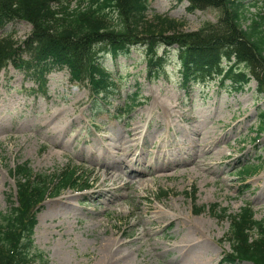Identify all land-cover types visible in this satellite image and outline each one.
I'll return each instance as SVG.
<instances>
[{
	"label": "rangeland",
	"instance_id": "374dc122",
	"mask_svg": "<svg viewBox=\"0 0 264 264\" xmlns=\"http://www.w3.org/2000/svg\"><path fill=\"white\" fill-rule=\"evenodd\" d=\"M244 4L249 20L264 16V0H244ZM149 5L150 21L156 16L177 20L184 23V33L197 32L208 22L220 25L223 15L220 7L190 10L188 0H150ZM32 27L15 21L0 35L12 34L22 42ZM157 49L158 57L166 59L162 72L152 77L144 46L134 47L130 56L116 62L109 55L103 57L115 86L111 98L98 101L97 107L89 88L75 86L68 69L49 74L46 97L39 96V88L14 66L1 72L0 212L7 213L15 201V179L10 172L16 165L28 163L35 173L47 175L78 168L92 187L84 192L64 190L44 202L33 236L44 260L36 264H99L101 245L111 238L118 239L113 249H118L115 259L122 264H220L232 251L227 241L231 222L223 210L228 216L250 206L257 220H264V171L248 180L241 175L246 167H257L264 160V94L257 81L239 91L215 77L195 85L188 94L181 89L177 46ZM136 127L137 136L153 135L154 146L168 153L164 157L168 161L179 152L176 144L181 146L184 137L185 142H193L190 155L197 160L195 165H190V171L163 169L159 162L151 169L143 167L152 172L144 179L146 189L138 188L139 181L128 185V191L115 192L110 180L102 185L104 169L94 171L97 166H110L121 174L122 182L116 186L135 180L121 171V165H112L105 147L112 144L108 139L125 138ZM206 139L211 142L212 168L218 177L201 166L210 158L207 150H201ZM108 189L116 203L103 194ZM67 197L74 208L52 217L49 207ZM155 218L159 222H149ZM195 221L204 223L201 241L183 250L178 241ZM144 229L149 238L141 237ZM174 244L179 248H173ZM197 255L205 256L206 262H200Z\"/></svg>",
	"mask_w": 264,
	"mask_h": 264
},
{
	"label": "trees",
	"instance_id": "16d2710c",
	"mask_svg": "<svg viewBox=\"0 0 264 264\" xmlns=\"http://www.w3.org/2000/svg\"><path fill=\"white\" fill-rule=\"evenodd\" d=\"M149 1L0 0V30L15 21L33 26L31 35L22 42L12 34L0 35V74L14 66L44 88L49 73L68 69L72 82L87 85L95 102L108 101L115 84L102 62L105 54L116 59L144 46L152 77L162 72L166 59L158 57L157 48L177 46L182 89L189 91L217 77L239 91L256 80L264 94V16L249 20L244 0H188L190 10L220 7L223 15L220 25L208 22L197 32L184 33V23L177 20L156 16L150 21ZM261 161L257 167L245 168L241 175L248 180L264 171ZM77 172L72 168L50 176L36 174L26 164L11 170L17 187L12 198L16 201L7 213L0 212V264L43 262L44 253L37 251L33 242L37 215L48 198L88 186H82L83 177ZM240 210L228 216L223 210L231 222L227 241L232 251L220 264H264V220H257L250 206Z\"/></svg>",
	"mask_w": 264,
	"mask_h": 264
},
{
	"label": "bare ground",
	"instance_id": "6f19581e",
	"mask_svg": "<svg viewBox=\"0 0 264 264\" xmlns=\"http://www.w3.org/2000/svg\"><path fill=\"white\" fill-rule=\"evenodd\" d=\"M131 133L132 134H129L125 138L121 135H118L117 138L108 139L109 142H111L112 140V144H109L110 148L105 147V149L107 150L106 153L109 155L112 165H115V164L121 165V171L122 172L126 171L128 176L130 178H134L135 180L127 182L125 184H120L119 186H116V184L122 182L121 174H118L117 172L116 173L113 172L110 166L108 167L105 166V168L103 166L101 167L97 166L94 169V171H97V169L98 171L99 170L101 171L102 169H104L105 179L102 182V185H106L105 184L106 180H110V187L111 189L115 190V192L121 191V190L128 191L130 190V186L136 185L138 181H139L138 188L146 189L148 187V182H144V179H147L152 172L148 173L144 171L142 168L143 167H147V168L150 167V169L154 168L153 165L154 163L156 165V162H159L160 167L163 169L174 168L177 170H182L183 168L185 170L190 171L189 169L191 168L190 165H192L193 163H196L197 161L195 158L191 157L190 155V150L193 147V142H189V141L185 142L184 141L185 137L181 141V146L179 144H176V146L179 147L178 148L179 152H177L176 155L175 154L172 155L173 160L170 159V161H168L166 158H164L168 155V153L161 146L157 148L154 146L155 141L151 138V136L153 135L137 136L140 134L139 127L132 129ZM147 146H148V149L146 148ZM211 148L212 146H211V142L209 139H206L201 143V150L202 151L207 150L205 154L208 157H210ZM150 153H156L157 157L149 158L148 156L150 155ZM218 154H221V153H218ZM213 158L215 157H210L209 160L207 162H204L201 166H203L207 172H211L213 176L216 175V177H218L216 169L213 170L212 168ZM154 170L156 173L159 172L156 169ZM111 189H108L106 192L104 191L103 194H105V196L107 195L108 197H111L112 200H110V203L113 204V203H116V201L113 200L114 194L111 193ZM70 198L71 197H67V198L60 200V202L58 203L61 206L54 203V207H49L51 216L55 217V216H63V214L66 215L69 209L74 208L69 203ZM79 200L80 199H76V202ZM159 220H160L159 218L158 219L155 218V219H151V221L149 222L150 223L153 221L159 222ZM176 220L179 223L181 222L180 217L176 218ZM189 224L190 226L188 225L189 227L185 228L186 232L184 233V236H182L178 241L180 245L178 246L183 250L188 249V248L191 249L192 247H194L193 245H195L196 242L201 241L200 239L202 238V235H203L202 233L204 230V223L195 221ZM141 237L149 238L150 235L144 229L141 234ZM117 243H119L118 239H112V238L105 240L102 243L101 250H103V258L99 260L100 261L99 264H122L121 261H119L118 259H115V257H117L116 254H117L118 249L114 251L113 248L117 245ZM121 245H124V244L121 243ZM178 246L174 244L173 248H179ZM197 257H199V255H197ZM197 257H194L193 259L195 260V258ZM199 258H200V262H206L205 256H200Z\"/></svg>",
	"mask_w": 264,
	"mask_h": 264
}]
</instances>
